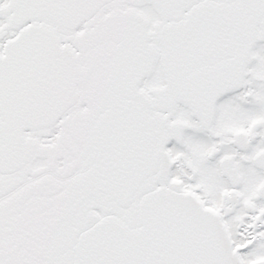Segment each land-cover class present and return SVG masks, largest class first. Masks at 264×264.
<instances>
[{
    "label": "snow or ice",
    "instance_id": "1",
    "mask_svg": "<svg viewBox=\"0 0 264 264\" xmlns=\"http://www.w3.org/2000/svg\"><path fill=\"white\" fill-rule=\"evenodd\" d=\"M0 264H264V0H0Z\"/></svg>",
    "mask_w": 264,
    "mask_h": 264
}]
</instances>
